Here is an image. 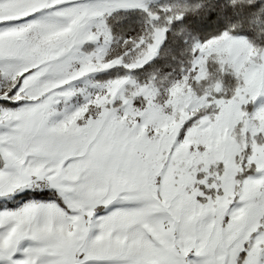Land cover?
I'll list each match as a JSON object with an SVG mask.
<instances>
[{"label": "snow or ice", "instance_id": "obj_1", "mask_svg": "<svg viewBox=\"0 0 264 264\" xmlns=\"http://www.w3.org/2000/svg\"><path fill=\"white\" fill-rule=\"evenodd\" d=\"M0 264H264V0H0Z\"/></svg>", "mask_w": 264, "mask_h": 264}, {"label": "rangeland", "instance_id": "obj_2", "mask_svg": "<svg viewBox=\"0 0 264 264\" xmlns=\"http://www.w3.org/2000/svg\"><path fill=\"white\" fill-rule=\"evenodd\" d=\"M214 50H216V51H231V46H225V48H223V49H214ZM237 55H239V53H237ZM249 55H251V53H249ZM252 83L254 85H257L258 82L255 79H253ZM236 118L238 119L239 116H237ZM230 119H232L231 113H229L228 116L226 117V123H225V127L223 128V130L222 131H220V130L216 131L215 139H213L211 133H209L208 137H207L208 143L212 146H215L216 148H219L222 153L227 151L231 147V145H223V141H225V139H230L234 143V139H235L234 136H229L231 128L228 126V121ZM175 127H176V122L173 121V123L171 125H166L164 127V131H166V132L172 131L175 129ZM217 158H219V157H217Z\"/></svg>", "mask_w": 264, "mask_h": 264}]
</instances>
